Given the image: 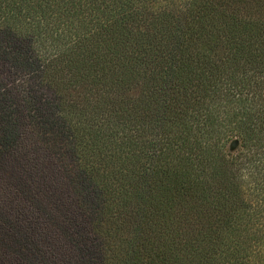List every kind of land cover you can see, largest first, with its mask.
<instances>
[{
    "label": "trees",
    "instance_id": "1",
    "mask_svg": "<svg viewBox=\"0 0 264 264\" xmlns=\"http://www.w3.org/2000/svg\"><path fill=\"white\" fill-rule=\"evenodd\" d=\"M0 264H264V0H0Z\"/></svg>",
    "mask_w": 264,
    "mask_h": 264
}]
</instances>
